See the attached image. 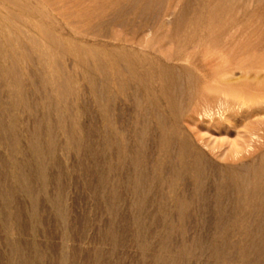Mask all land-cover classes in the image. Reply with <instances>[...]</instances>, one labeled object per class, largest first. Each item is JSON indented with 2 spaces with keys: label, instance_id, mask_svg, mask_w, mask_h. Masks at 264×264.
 Segmentation results:
<instances>
[{
  "label": "rangeland",
  "instance_id": "1",
  "mask_svg": "<svg viewBox=\"0 0 264 264\" xmlns=\"http://www.w3.org/2000/svg\"><path fill=\"white\" fill-rule=\"evenodd\" d=\"M163 1L164 4L162 3ZM163 1L161 0V2L158 3L164 6L169 3L175 2V6L173 5L174 8L172 7L174 13H178V11L180 13V9L186 7L188 9L187 13L189 14V11H191V9L193 8L198 10V13L201 14V19L209 18L216 22L230 21L232 23H234L235 21V23H238V27H241L242 24H252L255 26V28H260V31L263 32L261 33L259 30H257L260 34L256 33L251 36H235L230 39L225 36H218L220 37L218 38V40L215 38V42H211L213 43L211 44L213 46L201 48L202 50H197L196 52H179L180 57L178 58H174L173 55H170V53L174 52L175 45L173 46L172 50L168 49L171 48L169 46H167L168 48L166 47L165 50V52L168 50L165 54L167 58L173 57V60L170 59L172 62L169 60V62L166 63L167 65L170 64L169 66H173L175 68V75H177V73L179 72V82L183 84L193 82L195 79V75L196 78L200 77L201 79L203 77L201 80H198V84L196 85V93H194L190 97L189 101L181 104L180 112L176 117L175 123L179 128V132H182L181 135H185L192 146H196L205 150L213 159H216L219 162L224 161L214 156V153L210 150L214 148V152L216 153V151L219 149H230V143H234L242 139H245L246 141L244 147L247 150L245 154L248 155V152L250 150H255L253 141L248 142L247 139V128L249 124L248 122L253 120L264 121V103L258 105L260 108L257 107V113L252 116L250 120H244L243 118L245 116L243 113L246 112L245 108H238L231 101L226 104H220L217 101L216 95L211 93L209 94L206 91L202 90H204V86L208 87L213 82V77L210 75V70H212L210 69V67L214 68L218 65V67H220L225 64H229L228 66H230L231 64V66L234 67V64L238 61L245 60L258 67L257 71H259V76L264 75V0H179L180 3H176V0H168V2L167 0ZM112 2L114 3V0H0V29H3V31H5L2 33V31L0 30V37L3 38L4 36H9L12 39L10 45H16L15 47L13 45V49L15 48V50H11L13 52L12 54H15V63L17 64V67L15 72L11 74L14 75L18 73L17 71H19L20 68L21 70L23 69L24 73H26L33 67L36 68L35 65L31 62L30 63L32 64V67L31 64L29 63V65L27 62L26 64L25 62L23 63V65L25 64L24 66H26V68L24 66L23 68L20 67L22 66L20 64V60L22 58H25L27 52H21V50H18L19 46L17 45V42L19 45L20 43L27 45L26 48H30L28 53H36L31 52V48L33 50L34 46L30 41L26 40L27 38L25 36H36V34H38L39 32L37 30V26H46L48 24V18L52 17L55 24L57 25V28H59L55 31V34L57 35L67 37L68 34L72 35L78 32H82V34L84 35L87 29L84 27H87L86 22L88 21V19L81 17L82 19L79 20L78 14H82L84 12L87 13L89 11L88 13H90V15H94L93 13H100L102 10H105L104 8H106L107 10L111 9L110 11H113L112 8H114V5ZM106 6H108L109 8ZM175 7H177V10H175ZM38 13L39 15H37ZM67 14L71 15V18L65 19L64 15L67 16ZM7 16L11 18V20L7 18ZM110 18V16L105 17L103 18V21L100 22V24L98 23L100 26L98 25L97 27L101 32L96 29V31H98L96 32L97 36H86L85 33L83 37H79V40H74L78 44H88L92 47V50L86 53L87 57L94 61L97 57H103L105 55L102 53L103 49L111 48L117 50L126 49L128 52L135 51L140 55L147 51L145 45L152 40L151 34L149 35L146 33L145 35V33H143V35H136L133 38L131 34L128 35L130 33V28L128 31V28L122 29L121 27L119 28L112 26L110 25V23H108L109 21L107 22V20H110ZM16 19L18 20V22H22L18 23ZM76 19H78V21ZM93 19L96 18H92V20ZM96 21H98V19H96ZM167 22L168 25L166 24V27H169L170 20ZM257 24H260V26H258ZM3 27L8 28L9 31L6 29L4 30ZM11 28L15 29L12 30ZM10 31L12 32V34ZM19 31H21V34L19 33ZM70 37L73 38L72 36ZM133 40L135 42H133ZM233 40L235 41V47L232 44ZM181 41L182 39H179L180 45L182 43ZM230 41L232 43H230ZM216 42H219V44L215 45L217 44ZM222 42L224 43V45ZM221 43L222 45H220ZM226 43H230L231 46L233 45V48L230 45V47L228 46L230 49L232 48L233 50H237L232 52L233 50L229 49V51L228 48L225 49L226 51L218 49V47H227L228 44ZM239 43L242 46H240ZM242 43H244V45ZM7 46L6 44L3 45V52L9 54L11 50H8V48L10 49L12 48V46ZM214 46L217 48H215ZM5 47H7V50H5ZM239 47H241L242 49H239ZM238 49L241 50V52ZM18 53L19 55H22L20 56L22 58H19ZM89 54L91 55V57L94 54V58H91ZM209 54H211L210 57L208 56ZM35 57L36 54L32 55V58L35 59ZM62 62L66 67L68 66L67 69H72L77 72L76 79L80 81V76L83 72H81L82 69H80L79 67L74 68V60L70 58L69 60H62ZM211 63L217 65H212ZM0 65V94L2 100L6 103L10 102L9 100H11L10 98H12V96L9 95L10 93L6 91L7 88L9 91V86L7 83L8 75L6 74L5 70H3L2 66H5V68H7L8 62L0 60ZM126 65L128 67L125 66V68L127 67L129 69L130 64L128 61H126ZM50 66V64H44V66L40 67H43V70L49 71L52 67ZM1 67L3 72L1 70ZM128 69H124L125 71L123 70L119 73L123 75L125 74L126 77L130 80V88H126V90H124V88L122 90L120 89V92L117 90L118 87L115 85L109 87L108 92L117 93L114 94L117 97L116 101L113 100L115 102H112V106L114 108L111 106V112L109 111V118L112 120L113 128L116 129L117 132L120 131L122 133L121 141L123 142V144L132 145L134 141V131L146 125V120L142 115L143 110L141 111V108L146 105V100L144 99L145 91L143 86L147 82L146 78L148 77H146L145 74L135 76L133 75V77L129 72L130 69ZM179 69H186L188 73L191 70L190 74H192L193 76L190 74L189 76H186V73H183L182 70ZM235 72L237 73L238 70H235ZM93 75L95 79L100 81L99 73L93 72L92 76ZM129 76H131V78ZM189 77H192L193 80L192 78L191 80H188ZM131 79H133V83H131ZM142 79L146 82H144ZM153 84L157 88V82ZM48 85L51 84L48 83ZM98 86L101 89L102 86ZM257 86L259 88H263L261 92L264 93V82H258ZM75 87L76 91L79 90L77 91L76 96L68 95L67 98L69 102L75 101V103H77L82 108L76 115L74 114L71 120L68 121L69 123L71 122L70 125L67 122V126L69 125L68 127L75 128V131L73 132L76 140L75 143L72 144L71 148H69V150H67L66 152L61 148L56 150V156L58 160L61 161V167L56 170L52 169L51 171L52 176H56L61 182L62 195H57L55 193L57 189H55L54 186L50 185L48 172H44L43 174L45 175L42 174L43 176L37 173L34 179V183H37L34 185V195L38 201L36 205L37 209H34L31 202L33 201V197L22 192V189L18 190L20 188H18V183L16 181V183H13L14 180H16V171L10 165L8 157L9 154L8 151H6L7 149L5 150V147L0 146V161L2 164H7L4 167L5 174H8L7 182L9 185H11V189L16 188V184L18 188L16 190L17 193L15 192V194L13 195L14 197L12 196L13 199L8 198L7 205L5 204L6 199L4 198V196L2 197V195H0V206H4V208L6 207L5 209L3 207H0V219L1 216L5 214V218L2 216L3 220H0V264H22L21 260L23 255L28 264L32 262L33 264H245V262L246 264H264L263 255L253 253L250 246L251 242H249L251 236H260L262 234L261 232H258L257 230L245 231V229H243L244 227L236 224L234 225V219H230L229 224L227 223V225L222 228L217 227L214 225L216 221V216L214 213V216L211 215L212 212L208 213V215L204 214L203 216H201V219L199 214L193 212L194 210L191 208V206L189 207L190 209L188 210V212L183 215H180L173 211V194L172 191H170V189L167 187L169 186L167 182L170 181L175 184L176 181L169 180L168 178V180H166L167 182H163L160 187H153L154 192L156 191L157 187V189L159 190L162 189L163 194L161 198L163 196H166V199L165 197L159 199V196L153 198L154 195H148L146 198V201H148V203L150 202L147 205L148 209L146 208V210H140L138 209L139 207L136 206V208H134V203L132 202L133 197L131 193L132 188L124 185L126 182L125 178H123L126 177V180H130L132 169H129L127 173H125V171H118L117 169L114 170L112 167L108 166V164H118V157L121 156H123L129 164L131 153L126 151V149L124 150V148L123 150H121L122 147L117 148L115 144H113L110 151L109 149L103 148L101 145H99L97 148L99 142L102 141L101 135L102 129H104L102 125V115L100 112L101 109L99 107L100 102L99 104L97 103L95 97L96 92L93 91L92 86L89 82L80 81L77 85H75ZM51 88H53L52 85ZM51 88L47 87L44 92L51 91ZM133 90H135V92H133ZM6 92L9 96L6 95ZM50 93L51 92L47 94ZM131 93L136 94V97H138L136 98L137 101L140 102L141 106H144H140L138 107V109H136V100L133 102V98L130 97L132 95ZM3 94H5V97L3 96ZM51 94L52 96L55 95L54 93ZM8 97L9 100L7 99ZM74 97H77V100H73L75 99ZM138 114L140 116H138ZM169 117L166 120L167 123H170L171 121V119L169 120ZM220 117L227 119L228 125L231 126L228 131L223 130V128L221 129V124H219L220 129L215 128V126H218V122L221 120ZM136 121H139V124L135 129L134 125ZM151 124L154 128H156V123L153 122ZM233 125H236L237 128L233 129ZM263 125L264 124H262L261 127L264 129ZM108 130H110V127L108 128ZM236 131H238L241 136H237ZM259 133L262 132L260 131ZM66 137V134L59 132V139L61 143H64L63 140L66 141ZM255 139L257 140V138L254 137V140ZM25 140V137L22 136V142L24 143H22V146L23 148L25 147V151L28 154V159L33 162V168H36L37 170H43L44 168L49 169L52 162H50L48 159L45 160L46 162L44 164H39L40 166L38 164H35V159L31 155V152L28 149V145ZM261 140L262 139H260V141ZM256 143L258 144L259 140H257ZM86 146H91V148L89 149ZM220 146L221 148H219ZM257 152L249 155L247 157V160L249 158H252L253 156H256ZM17 154H15V157H17V159H24L21 154ZM97 155H100V157ZM31 157H33V159ZM100 175L104 176L105 178L108 177L102 181V184L98 183L100 181ZM10 178L14 179H12L13 182H10ZM120 181L122 185H120ZM52 191L55 193H53V196L51 195ZM37 193L39 194V196ZM109 204H111L112 206H109ZM150 204H152L151 207H153L154 209L150 207ZM150 209L152 212L150 211ZM2 210H4L5 212ZM56 210L60 213L54 214V212H57ZM205 215H207L209 218ZM54 216L56 217V219ZM38 218H40L42 221L36 223V220ZM4 219L5 221L9 220L8 225H6L7 223L5 224L6 227L4 225ZM199 220H206V222L202 223V226H200V224H198ZM17 221L19 222L18 224H16ZM64 221H66L65 224ZM62 222L63 225L61 224ZM203 224L205 225L203 226ZM237 227L241 231L238 230ZM7 228H9L10 230L8 229V231ZM32 228L34 230H31ZM68 228L69 230H67ZM244 231L247 232L249 236L247 233H244ZM11 240L13 241V243ZM221 240L222 242H220ZM15 241H17L16 244H14ZM245 241L248 243H244ZM10 242L12 244H10ZM17 243H19V246L17 245ZM215 243H217V247L214 246ZM21 246L22 248L20 250ZM13 248L15 250H13ZM10 249L13 250V252L10 251ZM20 251L21 253H23L21 254ZM11 252L13 255L11 254ZM249 252L250 254H248ZM29 256H31V260H29Z\"/></svg>",
  "mask_w": 264,
  "mask_h": 264
},
{
  "label": "bare ground",
  "instance_id": "2",
  "mask_svg": "<svg viewBox=\"0 0 264 264\" xmlns=\"http://www.w3.org/2000/svg\"><path fill=\"white\" fill-rule=\"evenodd\" d=\"M158 2H161V0L158 1L157 0H114V3L112 2L114 5V8H112L113 11H110L111 9L107 10L106 8H104L105 10H102L100 13L97 12L93 13L92 10V13L94 15L92 14L90 15L87 9L88 11L87 13L84 12L82 14H78L79 17L77 16L79 20L82 19L81 17L88 19V21L86 22L87 27H84L87 28L85 31L86 36L87 35L97 36L96 32L100 31L97 26L100 24V22L103 21V18L109 16L111 18L110 20H107V22L109 21L108 23H110V25L119 28L121 27L122 29L128 28V31L130 28L129 31L130 33L128 35L131 34L133 38L136 35H140V34L143 35V33H145V35L146 33L149 35L151 34L152 40L146 43L145 48L147 49V51L142 53V55H140L138 52L135 51L128 52L126 49H121V50L119 49L120 50L119 51L117 49L111 48V49H103L102 53L105 55L103 57H97L94 61H92L86 55L87 52L92 50V47L88 44L81 45L74 41V40H79L81 37L85 35V33L84 35L82 34V32L74 33L72 35L68 34L67 37L57 35L55 34V31L59 28H57L54 19L51 17L48 18L47 20L48 24L44 27H38L36 24L37 30L39 31L38 34L35 33L36 36L35 35L25 36L27 38L26 40L30 41L31 44H33L34 46L33 50L31 48V52H36V53H31V54L30 52L28 53L30 48H26L27 45H24L23 43L21 44L20 42L19 45L17 42V45L19 46V48L17 47L18 50H21V52H27L25 58L20 57L22 55H19L18 53L19 58L23 59L20 60V64L22 65L20 67L23 68L26 62L28 64L31 62L32 64L35 65L37 69L33 67L29 69L26 73H24L23 69L21 70L20 68V70L18 69L19 71H17L18 73L13 75L11 73L15 72L17 67L16 66L17 64L15 63L16 62L15 61L16 58L14 56L15 54H12L13 52L11 50L13 49L14 42L12 43L13 45H10L12 39L9 36L7 37L3 35L4 36L3 38L0 37V49H2L0 50V60L8 62L7 68H5V66H2L3 70H5L6 74L8 75L7 83L9 86V91L8 88L6 91L9 92L10 93L9 95L12 96V98H10L11 100H9V97L7 98L10 102L5 103L2 100L0 94V146L5 147V150L7 149L6 151H8L9 154L8 157H9L10 165L16 171L15 173L16 180L10 178L11 181L10 180L8 181L13 182L14 180L13 183L17 182L18 188H20L18 189L16 184L15 185L16 188L11 189V185H9L7 182L8 174L6 175L4 172V167L7 164H2L0 161V195H2V197L4 196V198L6 199L5 204L7 205L8 198L13 199L14 197L13 195L15 194V192L17 193L16 190L22 189V192L29 194L33 197L32 198L33 201H31L32 207L34 209H37L36 205L38 200L34 195L35 194L34 185L37 183H34L35 182L34 179L37 173L42 175L44 172L45 173L48 172L50 178L49 180L50 185L54 186V188L57 189L56 192L55 190L54 192L57 195L59 194L62 195L61 182L59 181V178H57L56 176H52L51 171L52 169L56 170L59 167H61V161H59L56 156V150L61 148L66 152L67 150H69V148H71L72 144L75 143L76 137L74 136V132H73L75 131L74 130L75 128L68 127L71 123V122L69 123L68 121L71 120L74 114L76 115L79 112V110L82 108L77 103H75V101L69 102L67 96L68 95L76 96V93L79 90L76 91L75 85H77L78 82L80 81L81 82L87 81L91 84L93 91L96 92L95 97L97 103L99 104L100 102L99 107L101 109L100 112L102 115V123H103L102 125L104 127V129H102V135H101L102 141L99 142L97 148L99 145H101L103 148L109 149L110 151V149H112L113 144H115L117 148L122 147L121 150H123L124 148V150L126 149V151L131 153V156L129 158L130 159L129 164L127 163L128 161H126V159L123 156H121L118 157V161H117L118 164L115 165L108 164V166L112 167L114 170L117 169L118 171H125V173H127L129 169H132L131 172L132 175L130 174V180L128 179L129 182L128 180H126V177L123 178H125V182H126L124 185L132 188L131 193L133 197L132 202L134 203V208L139 207L138 209L140 210H146L147 205L150 203L146 201L148 195H154L153 198L159 196L160 199L163 194L162 189L159 190L157 188L160 187L163 184V182H165L169 178V180L176 181L175 184L170 181L169 182L166 181L167 184H169V186L167 187L170 189V191H172L173 194L172 199L174 200V204L173 207L171 206L173 211H175L180 215H183L188 212V210L190 209L189 207L191 206V208L194 210L193 212L199 214L201 219H202L201 216H203L204 214L208 215V213L212 212L211 215L214 216L213 215L214 213L216 216L215 217L216 221L214 225L217 227L222 228L225 225H227V223L229 224L230 219L231 220L234 219L235 220L233 221L234 225L236 224L241 227H244L243 229H245V231L257 230L258 232H261L262 234L260 236L258 235L259 237L258 236L252 237L250 234L251 237L249 242H251L250 246L253 253L261 254L263 255L264 258V235H263L264 232V129L261 127L262 124H264L263 123L264 121L261 120L262 121L261 122L260 120H253L248 122L249 124L247 128V133H248L247 139L248 142L253 141L255 150L253 151L250 150L248 152V155H246L245 152H247V150L244 147L246 141L245 139H242L237 142L230 143L229 144L230 149L220 150L219 149L221 148L220 146L218 148L219 150H217L215 153L214 148H212V150L210 151L214 153V156H216L219 159H222V161L224 162H219L216 159H213L205 150L196 146H192L189 143L188 138L183 134L181 135L182 132L181 133L179 132V128L175 123L176 117L181 109V104L182 103L184 104L185 102L189 101L190 97L194 93H196L197 91L196 85L198 84V80H201L203 77L201 79L200 77L196 78V75L194 74L195 79L193 82L183 84L179 82V75H180V74L178 75L179 72L177 73L178 76L175 75V71H176L175 68L173 66H169L170 64L167 65L166 63L169 62V60L172 59L173 57L174 58L180 57L179 52H183V51L196 52L197 50H202L201 48L213 46L211 45L213 44L211 42L212 41L215 42L214 40L215 38L218 40V38H220L218 36H225L229 39L235 36H251L256 33H259L257 30L260 31V28L257 29L252 24H242L241 27H238V23H235V21L234 23H232L230 21L216 22L209 18L201 19L200 18L201 14L198 13V10L192 8L191 11H189L190 13L188 14L187 13L188 9L183 6H181L183 7V9H180L181 10L180 13L179 11L178 13H174L173 5L175 2L169 3L164 6ZM162 3L164 4V1ZM176 3H180L179 0L178 2L176 0ZM175 8H176L175 10H177V7ZM37 15H39V13ZM70 16L71 15L67 14V16L64 15V18L65 19L71 18ZM7 18L9 17L7 16ZM92 18H96L98 19V21H96V19H93L95 20L93 21ZM9 19L11 20V18ZM78 19L76 20L78 21ZM169 20H170L169 22L170 28L166 27L168 25L167 21ZM257 25L260 26V24ZM5 29L8 30V28H4V30ZM11 29L13 30L15 28H11ZM96 29L98 31H96ZM0 30L2 31V33L5 32L3 31V29ZM20 32L21 31H19V33ZM260 32L263 33L262 31ZM70 36H72L73 38H71ZM179 39L180 40L182 39L181 45L179 44ZM133 42L135 41L133 40ZM232 42L230 41V43H232L235 47L234 44L235 41L233 40ZM222 43L220 45H222ZM230 43H226L228 44L227 47H222V48L218 47V49L219 50L222 49L223 51H226L225 49L228 48L229 50L230 49L229 47L231 46ZM240 43L239 45L242 46ZM4 44H6V46L9 45L7 47L12 46V48L10 49L8 48V50H11L9 54L3 52ZM218 44L219 42L215 45ZM242 44L244 45V43ZM233 45L231 46L232 48ZM15 46L16 45H14V47ZM167 46L171 48H168ZM173 46H174V52L171 51L172 53H170V55H173V57L167 58L165 55L166 52L168 51L167 50L165 52L166 47L172 50ZM7 47H5L6 49L5 48L4 49L7 50ZM232 48L230 50H233ZM239 49L242 48L239 47ZM14 50L15 48L13 49V51ZM235 50L237 49H234L232 52H234ZM239 51L241 52V50ZM35 54L36 57L34 59L32 58V55ZM93 55L91 57V55L89 54L91 58H94L95 55L94 56ZM210 55L211 54H209L208 56L210 57ZM70 58L74 60V65H73L74 68L79 67L80 69H82L81 72L83 73L80 76V81L76 79L77 72H75V70L72 69L70 70L67 69L68 66L66 67L62 62V60H69ZM126 61H128L130 64L129 65L130 70L127 68L128 66L126 65ZM24 62L25 64L23 65ZM44 64H50L52 66V67L50 66L51 69L49 71L43 70V67L41 68L40 66H44ZM211 64L217 65L213 63ZM225 65L220 67H218L219 66L218 65L214 68L210 67V69H212L210 70L211 71L210 75L213 77L212 78L213 82L208 87L204 86L203 87L204 90L202 91H206L209 94L211 93L216 95L217 101L220 104H226L229 101H231L238 108H245L246 112L243 113L245 116L243 119L250 120L252 116H254L257 113V109L260 108L258 105L264 103V93L261 92L263 88H259L257 86L258 82L260 81L264 82V75L259 76V71H257L258 67L252 65V63L245 60L238 61L237 63L234 64V67H232L231 64H230L231 67L228 66L229 64H227L226 66ZM125 66L127 67L125 68ZM24 67L26 68V66ZM124 69H128L129 72L132 74V76L145 74L146 77H148L146 78L147 82L142 79L144 82H146L143 86L145 91L144 99L146 100L145 101L146 105L145 106L142 105L144 107L141 108V111L143 110L142 115L146 120L145 121L146 125L144 127L136 129L140 120L138 122L136 121L134 125L136 131H134V135H133L134 141L132 145L123 144V142L121 141L122 133L120 131L117 132L116 129L113 128L112 120L109 118L112 102H115L117 97L114 95L117 93L108 92L109 87L115 85L119 88V89L117 88L118 91H120V89L122 90L123 88L124 90H126V88H130V80L126 77L125 74L124 76L123 74L119 73ZM186 69L185 70L179 69V70H182L183 73H186V76L187 75L189 76L191 70L190 71L188 70L189 71L188 73ZM235 70H238V72L236 73ZM93 72L99 73L100 81L95 79L94 75L92 76ZM129 77L131 78V76ZM191 78L189 77L188 80H191ZM132 80L133 79H131V83H133ZM155 82H157L158 84L157 88L153 84ZM48 83H50L53 88H51V85H48ZM98 85L102 86L101 89L99 88ZM47 87H50L53 91L51 90L49 92L54 93L55 95L52 96L51 93L47 94L49 93L47 91H45L46 92L45 93L44 90H46ZM133 92H135V90H133ZM4 95L5 94H3V96ZM77 97H74L75 99L73 100H77ZM130 97L133 98V102L136 100L135 107L136 109H138V107L141 106L140 102L137 101L136 99L138 97H136V94H132ZM162 100L165 102H163ZM138 116L140 115L138 114ZM168 117L169 120L171 119L170 123L166 122ZM220 119L221 120L218 122V126H215V128L220 129L219 124H221V129L223 128V130L228 131V129L231 126L228 125L227 119L222 117H220ZM67 122L69 124L68 126H67ZM153 122L156 123L155 124L156 128L152 126L151 123ZM109 127L110 130H108ZM232 127L233 129L237 128L236 125H233ZM260 131L262 133H259ZM59 132L66 134L67 136L65 138L66 141L63 140L64 143H61L59 139ZM236 135L237 136L240 135L238 131H236ZM22 136H24L26 139L25 141L27 142L28 149L30 150L31 155L35 159L36 162L35 164L38 165L44 164L46 162L45 160L48 159L50 162H52L51 167L49 169L44 168L43 170H37L35 168L38 171L37 172L33 168V162H31V160L28 159V154L25 151V147L23 148L22 146L23 143ZM254 137L257 138V140H259L258 144L256 143L257 140L256 139L254 140ZM260 139L262 140L260 141ZM86 147L89 149L91 148V146H86ZM254 152H257L256 156H253L252 158H249L247 160V157L253 154ZM17 153L21 154L24 157V159L23 158L17 159V157H15V154ZM97 156L100 157V155ZM33 157L31 158L33 159ZM97 173H98V169H97ZM106 178L100 175V181L98 183L102 184L103 183L102 181L105 180ZM119 183L120 185H122L121 181ZM154 186H158L155 192L153 191ZM54 192L52 191V193L51 192L49 193H51V195L53 196ZM163 197H165L166 199V196ZM112 205L109 204V206ZM151 205L152 204H150V207ZM0 207L4 208V206H0ZM151 208L154 209L153 207ZM55 213H60V212L57 211L54 212V214ZM2 216L4 217L5 214ZM41 221L42 220L38 218L36 220V223ZM65 222L66 221H64V224ZM204 222H206V220L205 221L199 220L198 224L202 226V223ZM8 223L9 220L5 221L4 225L5 224L8 225ZM18 223L19 222L17 221L16 224ZM61 224L63 225V222ZM205 224H203V226ZM33 228L31 230H34ZM251 228H255V229H251ZM8 229L9 228H7V230ZM67 230H69V228ZM245 231L244 233H247ZM17 241H15L14 244H16ZM220 242H222V240ZM12 243L10 242V244ZM244 243L247 244L248 242L245 241ZM18 244L19 243H17V245ZM216 244L217 243H215L214 246H216ZM22 246L20 247V250ZM13 250L15 249L13 248ZM13 250L10 249V251L12 252ZM248 254H250V252ZM30 257L31 256H29V260H31ZM21 262L22 264H28L27 260L24 258V255L22 256ZM30 264H33V262Z\"/></svg>",
  "mask_w": 264,
  "mask_h": 264
}]
</instances>
